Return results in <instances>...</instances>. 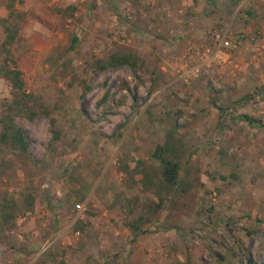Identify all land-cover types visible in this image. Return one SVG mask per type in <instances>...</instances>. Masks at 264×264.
<instances>
[{"label":"rangeland","instance_id":"rangeland-1","mask_svg":"<svg viewBox=\"0 0 264 264\" xmlns=\"http://www.w3.org/2000/svg\"><path fill=\"white\" fill-rule=\"evenodd\" d=\"M258 1L0 0L33 113L15 117L26 153L0 142V264H264V130L238 118L264 123ZM218 29L239 41L220 63ZM112 53L136 67L105 66ZM11 101L0 77V118ZM169 134L186 191L156 213L164 192L130 173L157 167Z\"/></svg>","mask_w":264,"mask_h":264},{"label":"trees","instance_id":"trees-1","mask_svg":"<svg viewBox=\"0 0 264 264\" xmlns=\"http://www.w3.org/2000/svg\"><path fill=\"white\" fill-rule=\"evenodd\" d=\"M17 18L16 16H13L12 12H9V15L6 18L1 19L5 31V39L0 47V55L2 53L4 54V57L0 59V77L9 82L11 86L12 101L10 103V111L8 114L0 118V124L2 126L0 142L9 147V149L15 153H26L29 150V141L23 128L16 124L15 117L16 115L29 111L26 104L31 101L32 96L27 93V87L21 77V71L14 66L11 57L10 49L15 44L18 33V25H16ZM14 19L15 21L13 22L12 20ZM77 42L78 38L73 36L70 48H74ZM8 61L11 63V66L7 64ZM1 62H3V65H1ZM124 64L130 65L133 69L136 67L131 55L118 53L110 54L105 66L115 67ZM106 98L107 93H104L101 102H105ZM218 110L220 111V109ZM31 112L32 111L30 110L29 114ZM222 113L223 112H221V114ZM238 118L241 121L246 122L249 126H255L264 130V123L260 119L252 118L246 114H241ZM221 120L222 116H220L219 124H221ZM174 149L175 140L173 135L169 134L164 145H158L152 154L153 158L158 161V166L149 169L138 162L131 171L132 173H130L131 176L135 174L133 177L136 176L137 180H139L141 188L147 190L154 188L155 194H158L161 191L164 192V197L158 198L156 213L158 212V208H161L166 203L168 196L186 191V188L183 187V180L181 177L183 163H181V160L178 159L176 155L171 154L174 152ZM28 203L31 205V202ZM12 209L13 206L10 202L5 204L2 203L0 205V216L5 226L9 224V220L12 218L9 216ZM143 222L144 219L140 218L138 224L142 225ZM132 226L133 234H136L140 230L139 226L135 223H133ZM246 262L247 264H259L250 256L246 257Z\"/></svg>","mask_w":264,"mask_h":264},{"label":"built area","instance_id":"built-area-1","mask_svg":"<svg viewBox=\"0 0 264 264\" xmlns=\"http://www.w3.org/2000/svg\"><path fill=\"white\" fill-rule=\"evenodd\" d=\"M211 41L213 47L211 57L216 63H220L224 60V58L228 55L227 51L232 48L234 42L236 43L239 42L231 39L227 30L225 29H218L213 31L211 35ZM197 70L198 68H195V69H191L189 72L190 73H194L195 71L198 72ZM77 208H79V206H77Z\"/></svg>","mask_w":264,"mask_h":264},{"label":"crops","instance_id":"crops-1","mask_svg":"<svg viewBox=\"0 0 264 264\" xmlns=\"http://www.w3.org/2000/svg\"><path fill=\"white\" fill-rule=\"evenodd\" d=\"M246 1L247 4V9H250V6H253L257 8L256 6L258 5L259 1L258 0H243V2ZM264 3V0H261ZM219 108V107H217ZM220 118L218 119L219 122ZM262 129V128H261ZM38 229H40V226H38Z\"/></svg>","mask_w":264,"mask_h":264}]
</instances>
